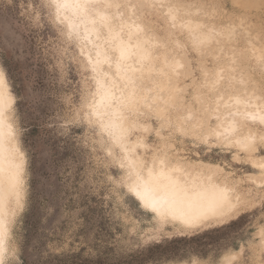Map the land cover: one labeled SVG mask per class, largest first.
Segmentation results:
<instances>
[{"label": "rangeland", "instance_id": "rangeland-1", "mask_svg": "<svg viewBox=\"0 0 264 264\" xmlns=\"http://www.w3.org/2000/svg\"><path fill=\"white\" fill-rule=\"evenodd\" d=\"M172 2L198 7L182 10L175 20L166 9L110 10L111 23L129 20L141 26L137 36L148 41L154 64L164 69L165 77L144 74V92L157 84L171 90L177 111L187 117L183 135L141 118L124 146L102 130L89 107L99 72L88 63L95 47L87 44L84 32L76 29L69 38L54 9L41 11L33 0H0V72L12 96L7 118L22 168L20 196L9 204L5 264H188L187 257L196 253L202 264H212L241 247L252 256L250 243L259 264L264 170L254 169L252 158H264V153L259 148L245 152L236 142L250 129L259 144L264 126L256 121L239 125L236 138L222 141L213 133L228 116L237 119L245 109L264 111V70L250 58L262 54L264 42H249L247 36L264 25L262 0ZM193 36L205 44L194 48ZM213 72L219 73L215 86L208 83ZM123 147L137 170L141 163L153 164L165 148L171 165L212 174L233 189L244 211L195 227L159 220L131 194L133 177Z\"/></svg>", "mask_w": 264, "mask_h": 264}, {"label": "snow or ice", "instance_id": "snow-or-ice-1", "mask_svg": "<svg viewBox=\"0 0 264 264\" xmlns=\"http://www.w3.org/2000/svg\"><path fill=\"white\" fill-rule=\"evenodd\" d=\"M33 4L41 11L44 8L54 9L55 19L61 23H66L69 38L76 35L78 27V24L68 21V16L65 15L71 10L72 15L80 22L87 20L94 26L99 24L101 27L107 28V38L112 41L120 39L119 34H114L110 27L113 19L110 10L113 7L127 9L133 14L141 11L155 12L156 10L166 9V15L173 20L182 10L186 12L189 9L198 7L195 3H173L172 0H125L124 3H114V0H47V3H42V0H33ZM232 7L238 8L241 5L233 3ZM262 7H264V0H262ZM193 31L189 29V34L192 35ZM247 36L249 42H264V25L255 34L249 30ZM205 42L198 36H193L194 48L202 47ZM235 55L236 53H233V56ZM240 55L243 57L244 54L241 53ZM250 58L255 59L257 65L264 70V50H262L259 57ZM128 61H134L135 66L128 63ZM88 63L92 66V71L96 73L99 61L97 60L94 64L90 59ZM106 63H108L109 68L112 67V63L107 61ZM115 66L114 76L116 79H111L108 73L104 71H100L93 77L96 83V93L89 107L94 109L96 114L103 115L104 113L100 112V106H103V108L110 110L117 120L122 122H138L141 118L145 122L154 120L160 129H169L170 132H180L183 135L182 126L187 117L177 111L176 100L171 90L166 91L165 88L157 84L155 87L147 88L148 94H141L144 92L141 84L146 72L149 74L155 72L159 76L164 75L161 69L154 64L152 53L148 49H141L139 45L136 46L135 52H130L128 46L121 41L118 45ZM217 77H219V73L213 72V79L208 83L215 86L219 82ZM117 80L120 81L119 87L117 86ZM2 82L3 73H0V83ZM96 97H99L98 103ZM96 122L101 124L102 130L107 131L116 141L123 140L124 136L130 133L134 127L133 124H130L128 129L121 126L113 130L111 125L102 124L100 119H97ZM259 123L264 126V119H261ZM168 143L170 142H166V145ZM236 143L245 152L254 153L259 148L261 153H264V136L261 137L259 144L253 137H245L242 142L237 141ZM160 151L162 155L153 160L151 167L146 168L143 163L137 165L138 171L135 173V181L131 187L135 195L143 201L142 206L145 209H151V211L158 212L161 216L167 218L169 211L166 210V207L169 203L174 205L177 202H188L191 204L195 201L199 202L207 213L216 218L214 222H220L222 219L230 220L244 211V207H237L233 204V199L239 201V198L229 197L226 191L222 190L219 193L215 190H212L211 193L208 190L193 192L190 187L182 186L179 180L171 174L180 171V169L171 166L165 148L162 147ZM260 167L264 168V164H261ZM16 185H19V175L16 177ZM260 194L264 197V185L261 186ZM157 196H159V199H157ZM262 203H264V199H262ZM223 209H227V212L221 211ZM259 235L261 238L259 264H264V225L261 226ZM2 236L3 232L0 231V238ZM237 247L240 246L237 245ZM247 251L251 252L252 256L247 255L244 248H240L238 252L224 254L222 260H214L212 264H255L253 259L255 252L251 243ZM200 255V253L189 255L187 257L188 264H202V261L196 258ZM4 256L5 252L0 249V264H5Z\"/></svg>", "mask_w": 264, "mask_h": 264}, {"label": "bare ground", "instance_id": "bare-ground-1", "mask_svg": "<svg viewBox=\"0 0 264 264\" xmlns=\"http://www.w3.org/2000/svg\"><path fill=\"white\" fill-rule=\"evenodd\" d=\"M65 15L68 16V20L70 22H72L73 24H78L77 29L78 30L80 29L81 31L84 32L83 35L87 40L86 41L87 44L92 43L93 46L95 47V49H94L95 57L94 58L90 57L89 60L91 59L94 64L98 60L99 61V64L97 65L98 72H100V71L107 72L108 76L111 79H116V77L114 76V73L116 71L115 60H116V57L118 55V45L121 41L125 45L128 46V50L130 52H135L137 45H139L141 49H148L150 51L149 46H147L148 41H145L143 39L144 37L141 39V37L137 36V34L140 32L141 26H138L135 23L134 24L127 23V22H129V20L124 24L121 22L120 23L121 25L119 24V26L115 25L113 23L110 24L112 32L114 34H119V38H120L119 40L112 41L109 38H107V34L106 35L103 34V31L106 30V32H107V28H103L99 24H96L94 26L92 23H90L87 20H85L84 22H80L77 18H75L72 15L71 10H69L67 13H65ZM105 42L110 43L108 48H110L111 51H109L108 48H106L104 46ZM89 50H90V48H89ZM106 61L109 63H112L111 68L108 67V63H106ZM128 63H132L133 66H135L134 61H128ZM166 73H167V71H166ZM149 77H148V79H149ZM164 77H165V75H164ZM145 80H146V78H145ZM119 83H120V81L117 80V86L118 87H119ZM144 85L142 87H144ZM141 94L144 95V94H148V93L146 91V92H143ZM237 99L238 98H236V101H237ZM239 101H237V103L235 102L236 105H238V103H241V100H239ZM96 102L97 103L99 102V97H97ZM11 103H12V96H10V94H9L6 81L3 77V82L0 83V231L3 232V236H2V238H0V249H2L4 252L6 251V240H7L8 230H9V225H8L9 215H10V205L9 204H10L12 198H14V197L19 198V196H20V178H21V169H22L20 160H18V158H17L19 156V154L17 152V146L15 144L13 128H12L10 122L8 121V118H7L8 117V111L10 110V107H11ZM222 103H220V104H222ZM224 104H222V105H224ZM222 105H221V108H222ZM247 105L249 106V103ZM241 107H242V105H241ZM218 108H220V107H218ZM244 108H247V107H244ZM233 111H229V113L233 112ZM94 112H95V110H94ZM100 112L104 113V114L103 115L96 114V115L101 120L102 124L111 125L113 130H115L121 126H123L125 129H128L130 127V124L134 123V122H122V121L117 120V118L112 114V112L110 110L103 108V106H100ZM216 114H217V111H216ZM219 115H217V116H219ZM238 115L239 114H236V116H238ZM239 116H240V120H237ZM239 116L237 117V119L233 118V117L230 118L228 116L227 118H229V119L227 120V118H226L225 119V121L227 120L226 122L223 120L225 123H220L218 129H216L217 131L215 133H213L214 136L213 135L212 136L216 140H221V141L226 139V138H230V137L232 138L236 135V132H237L239 125L245 126L247 123H250L251 121H252V123H253V121H256L259 123V121L261 119H264V111L262 112L260 109L259 110L255 109V111L245 109L243 111H240ZM222 118H223V116H222ZM220 120H222V119H220ZM247 131H249V133H247L246 136H244L241 139L242 141L244 140L245 137L255 138L254 133L252 131H250V129ZM221 133H222V135H221ZM126 137H128V134H126L124 136L123 140L118 141V142L121 143L122 145H124L125 142L127 141ZM234 138H236V137H234ZM124 146H127V145H124ZM131 146H132V144H131ZM123 149H125L127 152L126 156H128V159H129V163H128L129 172L131 173V175L133 177L132 184L130 185V190H131V187L133 186L134 181H135V173L138 170L135 168L134 159H132V157L129 156L130 154H129L128 149H126L125 147H123ZM241 149L243 150L242 147H241ZM261 164H264V158H262V157L261 158L260 157L252 158V167L254 169L261 170V171L264 170V168L260 167ZM151 166H152V164H149L148 166H146V168L151 167ZM171 166L180 169V171H178V172L171 173L173 175V177L177 178L182 186L190 187L193 192L208 190V192L211 193L212 190H215L217 193H219L223 190V191H226V193L229 197L236 198V196L234 195L233 189H231V188H229L223 184L218 183V181H216L213 178L212 174L206 175V174H200V172L199 173H191L190 171H189L190 172L189 173V172L184 171L179 165L176 166L174 164ZM17 175H19V185L18 186L16 185ZM17 193H18V195H17ZM131 194L134 196V198L142 206L143 201H141L135 195V193L133 191ZM157 199H159V196H157ZM233 204L237 207H241L236 199H233ZM145 210L147 212H149L150 214H153L155 217H157L161 221L172 219L174 221H177L178 223H182V224L186 225L187 227H195V226H199V225L203 226V224H205V222L216 219L210 213H207L206 209L204 207H202L199 202H195V201L192 202L191 204H189L188 202H177L174 205L169 203L166 207V210L169 211V215L167 218L161 216L158 212L151 211V209H145ZM221 211L227 212V209H223ZM189 225H191V226H189ZM259 237H260V235H259Z\"/></svg>", "mask_w": 264, "mask_h": 264}, {"label": "crops", "instance_id": "crops-1", "mask_svg": "<svg viewBox=\"0 0 264 264\" xmlns=\"http://www.w3.org/2000/svg\"><path fill=\"white\" fill-rule=\"evenodd\" d=\"M235 217H236V216H235ZM235 217H232V218H235ZM232 218H231V219H232ZM215 223H216V222H215ZM218 223H219V222H218ZM221 223H222V222H221ZM241 248H242V247H241ZM239 250H240V248H239L236 252H238ZM234 253H235V252H234Z\"/></svg>", "mask_w": 264, "mask_h": 264}]
</instances>
